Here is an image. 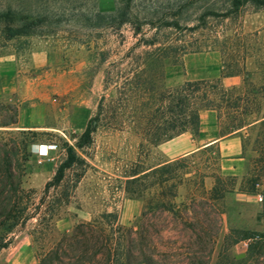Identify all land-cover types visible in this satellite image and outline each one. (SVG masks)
Instances as JSON below:
<instances>
[{
	"label": "rangeland",
	"instance_id": "1",
	"mask_svg": "<svg viewBox=\"0 0 264 264\" xmlns=\"http://www.w3.org/2000/svg\"><path fill=\"white\" fill-rule=\"evenodd\" d=\"M123 1L0 0V65L5 70L17 69L21 80L31 77V82H0V120H9L12 113L8 108H16L17 120L31 123V130L37 133L28 149L30 156L21 181L25 190H34L35 202L64 158L65 146L74 145L95 113L99 98L112 95L111 89L103 91V72L133 43L132 29L128 24L119 30L106 28L96 14L113 13ZM232 2L133 0L135 10L153 7L181 27L205 28L192 33L183 30L189 42L200 41L203 47L165 67L166 87L217 79L222 66L236 58L235 48L242 46L248 48L245 73L222 78L223 86H233L242 93L248 82L255 90L264 82V73L255 66L256 60L264 57V8H254L246 1L233 14ZM12 30L25 33L10 37ZM169 32L177 35L176 30ZM100 52L106 54L104 63L99 60ZM255 90L254 94L258 93ZM254 103L264 111V95H257ZM201 114L205 120V111ZM207 122L202 135L193 138L195 145L222 136L225 125L215 112L207 114ZM243 131L240 160L227 162L212 146L182 157L187 169L178 171L190 172L191 178L203 177L205 190L213 186L214 176L224 178L222 185L227 192L219 202L222 223L208 264H215L221 251L235 259L244 258L248 246L242 242L264 235V142L256 131ZM168 144L136 150L126 135L98 132L82 153L84 173L70 193L69 203L53 221L49 238L70 231L82 221H100V214L105 212L116 213L120 226H133L153 190L149 180L142 183L140 197L136 196L138 188L127 194L123 176L132 169L142 170L166 160ZM40 145L49 148L46 154L37 152ZM189 187L179 186L177 202L184 200ZM257 192L262 194L261 201L256 199ZM34 222L29 221L0 251V264H38L40 245L31 235Z\"/></svg>",
	"mask_w": 264,
	"mask_h": 264
},
{
	"label": "trees",
	"instance_id": "2",
	"mask_svg": "<svg viewBox=\"0 0 264 264\" xmlns=\"http://www.w3.org/2000/svg\"><path fill=\"white\" fill-rule=\"evenodd\" d=\"M246 1L254 8H264V0H233L235 10L231 13ZM122 3L113 13L96 14L106 28L119 30L128 24L132 29L133 43L103 72V91L111 89L112 95L99 98L95 113L74 145L65 146L64 158L36 202L34 190H25L21 181L30 156L28 149L37 133L7 130L17 123L16 108H8L12 113L9 120H0V251L34 220L31 235L40 245L38 264H208L222 223L219 202L227 192L222 185L224 178L214 176L213 186L205 190L203 177L191 178L188 171L179 174L187 169L183 158L132 169L123 176L127 194L138 188L136 196L140 197L142 183L149 180L153 190L133 226L124 228L117 223L116 213L105 212L100 221H82L49 238L53 221L69 203L70 193L84 173L82 153L98 132L126 135L136 150H149L185 132L196 136L201 111H210L225 125L222 135L245 129L256 131L264 142V111L254 103L257 95H264V82L256 90L248 82L242 93L221 82L245 73L247 47L235 48L236 58L222 66L215 80L166 87L165 67L203 47L200 41L189 42L183 30L198 32L204 26L181 27L166 20L156 8L139 11L133 0ZM171 30L177 35L171 36ZM22 33L25 30H12L10 37ZM99 56L104 63L106 54L100 52ZM255 66L264 73V57L256 60ZM183 184L190 187L184 200L177 202V189ZM247 246L244 258L235 259L221 251L215 264H264V235L259 239L253 236Z\"/></svg>",
	"mask_w": 264,
	"mask_h": 264
},
{
	"label": "crops",
	"instance_id": "3",
	"mask_svg": "<svg viewBox=\"0 0 264 264\" xmlns=\"http://www.w3.org/2000/svg\"><path fill=\"white\" fill-rule=\"evenodd\" d=\"M0 82H31V77L28 75L21 80L19 77V71L17 69L15 71L13 69L5 70L0 65ZM205 113V120L202 119V114L200 113L199 132L196 136L202 135L204 127L208 123L207 114L212 112L205 111ZM15 128L21 130L32 129L31 123H21L20 119L17 120ZM243 130L244 129H241L237 132L225 134L216 138H211L207 141H202L199 145H195L194 143L193 138L195 136H193L189 132H185L158 146L170 143L167 146V149H169L170 151L168 155L164 157L166 159L164 160L165 162H170L185 157L187 155L193 154L195 151L204 149L209 146H214L219 156L223 160L230 162L234 160H240L238 156L241 152V134L244 133ZM48 150L49 148L46 145H40L37 149V152H43L44 154V152L46 151L47 153ZM231 167L233 166L231 165Z\"/></svg>",
	"mask_w": 264,
	"mask_h": 264
},
{
	"label": "built area",
	"instance_id": "4",
	"mask_svg": "<svg viewBox=\"0 0 264 264\" xmlns=\"http://www.w3.org/2000/svg\"><path fill=\"white\" fill-rule=\"evenodd\" d=\"M44 154H46V151L44 152ZM255 196H256V199H257L258 201H261V200H262V194H261L260 192H257ZM250 241H251V239L244 240V241L242 242L243 246H247V245L249 244Z\"/></svg>",
	"mask_w": 264,
	"mask_h": 264
}]
</instances>
